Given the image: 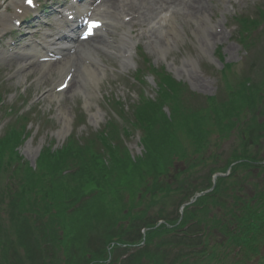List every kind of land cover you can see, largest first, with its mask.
Wrapping results in <instances>:
<instances>
[{"label":"rangeland","instance_id":"374dc122","mask_svg":"<svg viewBox=\"0 0 264 264\" xmlns=\"http://www.w3.org/2000/svg\"><path fill=\"white\" fill-rule=\"evenodd\" d=\"M2 2L3 1H0V5ZM202 8L208 11L207 14H210V23L213 26L217 25L223 33V36H218L206 42L201 38V35L198 38H194L192 32L197 28V22L195 20L199 17L195 15H193V17H195L194 19L187 18L184 15H178L176 17L178 24L182 26V31H184L179 36V40L176 44L177 47H174L175 45H173L172 42H165L163 39L159 38H156V41L160 43H152L153 39L149 40L147 35H140L141 26H137L133 29L134 36L136 40L139 41L138 47H140L142 52L149 58L152 69H165L167 73L185 84L190 92L203 97H213L215 95L218 97L214 99L215 101L225 100L227 92H225L223 87L220 88L215 73L216 70L226 68L227 65L234 69L230 76L226 78V81H230L228 84L230 88H234L238 84L245 82V79L241 77L246 74L250 66L252 72V76L250 77L251 81L264 83V30L261 32V38L259 37L254 47L250 49V54H248L238 42L239 37L236 36L234 26L236 21L232 18L236 13V16L239 15L238 17H250L249 19H254L256 22L264 20L263 18H259V13H257L258 9L264 8V1L205 0L202 4ZM183 10L184 13H188L191 16L188 10ZM118 30L120 31L122 29L119 28ZM260 31L261 29H258V33ZM204 33L206 36H212L213 31H211L209 27H206ZM166 43L169 45L167 46ZM113 52L115 55L118 53L116 49ZM100 58L104 63V73L100 81H98V87L95 88L93 84V89L92 87H86L85 90L83 89L73 93V91H76L74 88L71 90V95L63 94L62 100L59 103L49 99L46 94L57 81L47 79L41 83H39V81L34 83L33 79L36 76L31 73L19 72L18 62H14L10 65L0 64V92L6 93L4 96L6 103L9 105L13 104L15 111L22 113L24 107L22 100L13 97L18 92L21 93L22 90L26 88L29 89L30 86L32 87L27 96V100L37 101L33 107V114L30 116L33 119L31 123H27L28 126L26 130L30 133V136L18 148L19 155L24 161L30 164V167L34 166L42 148H60L69 138L70 134H76L78 138H84L87 135L102 130L107 125L108 121L114 122L117 120L122 123V118H125L127 115L121 114L119 110L114 111L109 108V103L117 101L119 103V108L130 110L135 102H137L142 90H145L146 94L151 95L152 88H154L153 82L147 78L148 86H145L144 83L142 84V81H146V79L143 78L144 74L141 76L134 74L135 70L141 66L134 50L131 52L130 60H128L130 62L132 61L130 64L128 61L118 56L102 54ZM256 69L261 71L257 72ZM24 78H26L27 81H25ZM133 78H135L136 81ZM203 100L204 101L199 102L197 98L186 99V108L189 106L191 109L203 108L206 106V99ZM4 116V113L0 112V136H2L6 129L5 124L11 121V118ZM242 118L243 116L241 115L237 119L238 124L235 128L237 134H240L243 130L242 123L239 122ZM79 122L81 125L79 124L80 126L76 128ZM75 128L76 130H74ZM210 129L212 132L210 139L216 138L219 134V127L213 126ZM126 143L132 156H138L141 153L142 149L139 144L138 135H131ZM219 143L220 141L218 144ZM181 145L187 154L186 161H188L200 148L199 145L192 144L190 140H182ZM226 150L225 153L228 154L230 152L235 156L251 153L255 154L257 158H261L262 154L260 156V153L264 151V148L258 149L257 147H253L248 138H243L240 135L229 143ZM126 152L127 150L121 146V150L117 153L116 157L120 159ZM222 158L225 160L224 155L221 159ZM178 162L179 161H174V165L171 166L170 172L167 173L170 183L175 182L176 179L174 178H176L188 165L187 162ZM205 163L206 161H204L203 164ZM152 168L156 170V164L152 165L146 163V169L148 171ZM23 170L24 167L22 168V171ZM206 171L207 170H202L200 172L199 170L196 173L195 176L200 175V177L199 180L196 181L195 186L203 180L200 178L204 177ZM253 175L255 176V174ZM6 176V173H0V264H31V261L25 254V252L27 254L32 252L30 247L32 240L27 233L29 223L26 222L23 217H17L15 215L17 202H12L11 198L7 196L3 190ZM16 177L20 178L21 172L16 175ZM180 177H183V174L180 175ZM255 181L256 178H252L249 186H254ZM133 182L137 183L138 179H135ZM237 182H239V179ZM15 183L14 181V184ZM147 184H150V178L147 179L144 185ZM249 186L237 185V188H243L244 191H248ZM243 192L239 191L238 194L236 193L234 196H240ZM143 193H145V190L140 191V194ZM223 194H225V192H223ZM231 194L232 193L229 191V195ZM140 198L141 197H139L137 193L135 194L131 189H122L117 194V210L127 208L130 211L132 209L130 206H133ZM103 202L108 203L109 199L103 201L101 198L91 206L97 213L96 216L93 217L95 219L93 223L94 229L87 234V236L95 240L92 247H88L89 249L100 250L103 247V226L107 224L105 220L110 212L105 208L100 212V207ZM150 202H152V200H150L146 194L145 204L137 210L145 209V206ZM159 203L160 202L156 203V205ZM215 208H217V206ZM166 209L168 214L175 212L170 206H167ZM215 213L218 215L217 212ZM58 236L60 238L62 234L59 233ZM69 251H71V247H69L68 252ZM65 261L66 259H60V254H58L57 264H65ZM139 264L152 263L149 261H142L141 259Z\"/></svg>","mask_w":264,"mask_h":264},{"label":"bare ground","instance_id":"6f19581e","mask_svg":"<svg viewBox=\"0 0 264 264\" xmlns=\"http://www.w3.org/2000/svg\"><path fill=\"white\" fill-rule=\"evenodd\" d=\"M205 0H182V4L188 5V7H186L185 9H187L190 13L191 16L189 14H187V18H192L194 19L195 17H193V15L195 16H199L198 18H196V22H197V28L194 32H192L193 37L194 38H198L201 35V38L205 41H208V36L205 35V29L206 27H210V29L215 30V27L212 25L207 26V23H209V17L210 14H207L208 11L207 10H203V8L199 7L201 4H203ZM172 2V0H156V5H160L161 8L165 7V3L170 4ZM21 3L20 0H15L13 2L14 6H19V4ZM137 3V2H136ZM159 8V9H161ZM169 8H167L168 10ZM146 10L134 5V3L131 0H104L101 6V17L104 19H107L109 22L105 25V29L106 31H108L109 29L111 30H115V28L118 27L117 25V20L118 21H124L127 18H133L134 15H137L138 17L136 19L131 20L132 21H137L139 16L144 13ZM212 12V11H209ZM166 13H169L170 16H164V17H159L158 12L155 14V18H152V21H155V23L158 25L157 28L155 27L153 34H155V32L160 33V30L165 29V33H163V38L166 42H172L173 45H175L174 47H177V41L179 40V35L182 32V26L177 24V21L175 19V15H174V11H166L164 13H162L163 15H165ZM7 19H9L8 17H3V21H6ZM143 22V19L138 20ZM205 21V23H204ZM209 21V22H207ZM211 24V23H210ZM184 32V31H183ZM129 36V32H124L122 34H120V42L121 43H127L130 42V39H128ZM204 36V37H203ZM185 37V36H184ZM166 45L168 46L169 44L166 43ZM50 46L49 43H46L42 49H41V53L43 54V52H46L47 47ZM51 51H47L46 54L44 56H41V58L43 59L44 57L49 59V61L54 60V57H56L57 55L61 56V60L58 59L55 63L53 64H49L52 65L51 68L49 70H47L48 75L47 77L44 79V81H46L49 78H51L52 74H55V76L57 77V80H59L60 76H61V81L63 79V81H66L68 77H70V74L72 73L70 71V68L72 66H75L76 71L75 74L73 76V78L71 79L72 84L69 83L68 86V90L67 94L71 93V90L76 87V89L79 90H83L86 87H91L94 82L98 81L97 79H99L100 76H102V74L96 73L95 71L92 70V68L84 66V65H80L78 60H77V55L79 54L80 56H86L91 60L97 61V55L95 54V52H93L94 50L89 49L86 46L80 45V48L77 49V52L72 55L69 51H65L62 48H59L57 45H54V47H50L49 48ZM40 52V51H39ZM33 58V55L29 54L28 55V61L25 62L26 65H31V59ZM36 61L34 60V63ZM45 65H41L40 67H44ZM39 67V68H40ZM99 76V77H98ZM52 81V79H50ZM43 81V80H42ZM59 86H61L60 84H58L57 86H55V88H58ZM54 88V89H55ZM67 121L69 122V120L67 119Z\"/></svg>","mask_w":264,"mask_h":264},{"label":"trees","instance_id":"16d2710c","mask_svg":"<svg viewBox=\"0 0 264 264\" xmlns=\"http://www.w3.org/2000/svg\"><path fill=\"white\" fill-rule=\"evenodd\" d=\"M255 102V97L249 96L247 98H245V100H236L233 99L230 102L228 101L227 104H223L222 106H224V108L222 109L221 112L219 111H214V119L217 118L218 116H222L223 119L226 118L227 115H231L232 112H230V107H239L240 109L244 108L245 106H252V104ZM144 120H146V116L144 117ZM179 123V126L182 128V130L184 131V133L186 134L187 137H191L189 130L191 124H193L195 122V119L189 120L187 122H184V124H182V121H177ZM146 124H149V122H147ZM150 125V124H149ZM193 131V130H192ZM183 139H185L184 136H182ZM180 137L178 135H176V132L171 129L170 127V122H166L165 126L161 128V139L160 142L162 143V145L168 146L169 148L167 149H162L160 151H158V149H150L149 153L152 156L150 158L151 161H153L154 164H160L162 166L161 169L156 170L157 172H163L164 170V164L161 162L164 159L167 162V165H171V163L174 160V157H182V155H172V150L178 146V144L175 142L177 140H179ZM163 148V146H161ZM158 151V152H157ZM65 155H67V153L59 155L58 157H60V159H57V157L55 158V162L56 163V167H58L61 162H59V160H61ZM52 158V156H49V160ZM44 162H46V159H44ZM42 166V163L40 164V167ZM52 166V164H51ZM78 176V175H77ZM177 191L176 190H171L169 188L168 185L165 186L164 189V196L165 197H170L171 195H174ZM184 199V198H183Z\"/></svg>","mask_w":264,"mask_h":264}]
</instances>
